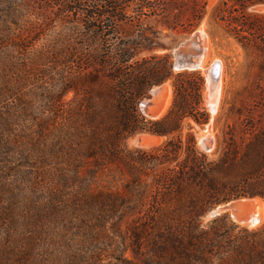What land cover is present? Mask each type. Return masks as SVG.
I'll use <instances>...</instances> for the list:
<instances>
[{
	"label": "rangeland",
	"instance_id": "rangeland-1",
	"mask_svg": "<svg viewBox=\"0 0 264 264\" xmlns=\"http://www.w3.org/2000/svg\"><path fill=\"white\" fill-rule=\"evenodd\" d=\"M56 1L10 0L19 15V20L11 21H18L19 25L13 24L9 43L18 41L30 46L28 51L2 47L5 72L0 74V163L6 164H0L4 171L0 179V264H143L133 249L131 229L135 215L122 211L135 200L138 189L134 186L132 193L126 185L132 173L124 158L144 156L170 139L180 137L186 141L193 134L196 147L209 160H217L227 139L243 145L245 137L264 130V1L129 3L128 19L119 29L131 42L136 58L167 56L173 73L171 79L154 87L142 101V115L147 121L163 118L173 104L175 76L187 70L199 72L204 78L200 111L208 113L210 119L198 124L188 118L181 131L169 137L138 133L121 144L116 155L87 159L89 153L82 152V163L76 171L63 158V150L70 144L62 139L67 124L62 112L72 95L54 100L61 81L69 73L65 71L61 77V67L53 69L51 63L37 57L47 39L59 36L75 22L67 14L64 23L57 20L60 12ZM4 9L0 7V11ZM38 23L42 27L50 25L41 31L39 41L30 44ZM1 25L0 22V31ZM61 41L46 48L45 54L58 58L65 49L62 47L66 42ZM184 63L199 66L180 68L179 64ZM216 65L218 109L212 112L207 70ZM248 119L254 124L247 125ZM161 171L162 167L142 170L140 177L145 184H152ZM154 190L153 184L144 189L143 205L152 198ZM259 203L262 210L256 223ZM263 207L261 197L233 200L205 216L202 227L225 216L216 222L221 233L231 231V236L221 242L224 249L229 239L240 236L242 230L262 228ZM220 250L209 254L213 264H232L230 257L225 261Z\"/></svg>",
	"mask_w": 264,
	"mask_h": 264
},
{
	"label": "trees",
	"instance_id": "trees-1",
	"mask_svg": "<svg viewBox=\"0 0 264 264\" xmlns=\"http://www.w3.org/2000/svg\"><path fill=\"white\" fill-rule=\"evenodd\" d=\"M132 1L135 0H57V20L64 23L67 14L75 22L59 36L47 39L37 51L41 62L51 63L53 69L61 67V77L65 71L69 73L61 81L54 100L72 95L62 112L67 119L62 139L69 141L63 158L74 171L80 168L82 152L89 153L87 159L116 155L121 144L138 133L169 137L180 132L188 118L198 124L209 122V114L200 111L204 78L199 72L187 70L175 76L169 112L155 121H147L142 115V101L154 87L171 79L173 73L167 56L137 59L131 42L121 33L120 24L128 19L126 11ZM11 4L10 0H0V7H5L0 11L2 76V47L28 51L30 46L18 41L9 43L13 24L19 25L18 21H11L19 20L16 5ZM41 25H35L39 33H33L30 44L39 41L41 31L50 24ZM61 39L66 43L58 58L45 54L46 48ZM247 122L254 124L250 119ZM143 155L124 158L132 173L126 185L132 193L138 188L135 200L122 210L126 215H135L131 232L136 258H141L143 264H213L209 254L220 248L225 261L230 257L232 264H264V225L256 231L242 230L240 236L229 239L224 249L221 242L231 236V231L221 233L216 222L225 216L202 227V219L224 203L240 198L264 199V130L245 137L243 145L227 139L217 160H209L196 147L193 134L186 141L180 137L170 139L155 152ZM159 167L162 171L152 183L154 194L143 205L144 189L152 184H145L140 173ZM3 173L0 169V179ZM118 196L122 197L120 193Z\"/></svg>",
	"mask_w": 264,
	"mask_h": 264
},
{
	"label": "bare ground",
	"instance_id": "bare-ground-1",
	"mask_svg": "<svg viewBox=\"0 0 264 264\" xmlns=\"http://www.w3.org/2000/svg\"><path fill=\"white\" fill-rule=\"evenodd\" d=\"M217 66V65H216ZM216 66H214V67H212L211 68V70H213ZM211 70H207V80H208V86H207V91L209 92V90H211L212 89V85H211V80H210V77H209V72L211 71ZM218 83H217V85H216V88H215V91L213 92V91H211L212 93L210 94V98H211V110H212V112H215L217 109H218V104H217V94H218ZM220 96V95H219ZM218 98H220V97H218ZM169 102V101H168ZM169 104V103H168ZM167 107H169L168 105H167ZM257 201V200H256ZM259 201V200H258ZM254 202V201H253ZM253 204V203H252ZM262 205L259 203L258 204V213H257V215H258V218H257V220L255 221L256 223H258L259 222V219H260V215H261V210H262V207H261ZM264 208V207H263ZM255 209V208H254ZM255 212V211H254ZM263 213H264V211H263ZM256 214V213H255ZM256 215V216H257ZM263 216H264V214H263ZM251 219V218H250ZM249 219V220H250ZM247 222H248V220H247ZM245 224V223H244ZM255 224V223H254ZM252 224H250L249 226H251ZM258 226V225H257Z\"/></svg>",
	"mask_w": 264,
	"mask_h": 264
},
{
	"label": "water",
	"instance_id": "water-1",
	"mask_svg": "<svg viewBox=\"0 0 264 264\" xmlns=\"http://www.w3.org/2000/svg\"><path fill=\"white\" fill-rule=\"evenodd\" d=\"M198 63H184V64H179V67L180 68H183V69H196L198 68ZM209 77H210V80H211V85H212V89L211 91H215V88H216V85L218 83V77H219V68L218 66H216L213 70H211L209 72Z\"/></svg>",
	"mask_w": 264,
	"mask_h": 264
}]
</instances>
